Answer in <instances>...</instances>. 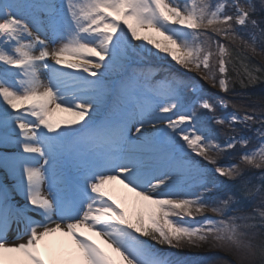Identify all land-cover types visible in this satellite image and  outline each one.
Listing matches in <instances>:
<instances>
[{
  "label": "snow or ice",
  "instance_id": "6c2138e0",
  "mask_svg": "<svg viewBox=\"0 0 264 264\" xmlns=\"http://www.w3.org/2000/svg\"><path fill=\"white\" fill-rule=\"evenodd\" d=\"M161 53L225 96L131 68ZM0 66V147L25 200L0 189V264H187L154 244L264 264V97L225 98L264 82V0H5Z\"/></svg>",
  "mask_w": 264,
  "mask_h": 264
},
{
  "label": "trees",
  "instance_id": "16d2710c",
  "mask_svg": "<svg viewBox=\"0 0 264 264\" xmlns=\"http://www.w3.org/2000/svg\"><path fill=\"white\" fill-rule=\"evenodd\" d=\"M255 62L259 63L260 62L259 58H256ZM236 93H239V95H229L227 96V99H235L237 101L248 103L250 106H252L253 102L257 98L264 97V82L257 83L254 87H249L245 89H241L237 86ZM238 128H242V126H239ZM217 131L218 133H221L222 130L218 129ZM243 133H245V130H243ZM239 152L240 151L238 149L236 151L229 152L223 155L220 158L219 162L227 163L233 159H236L234 158L235 156L233 155L235 154L237 157ZM249 175L258 176L259 173L253 170L252 172L249 173ZM245 211H251V209L247 210L246 205H245ZM180 250L182 251V254L185 252L187 253L188 251L197 252L198 255L195 254L196 256H192L191 264H225V262H231L230 259L224 255V253L229 254L228 252L220 250V249L211 248L207 245L202 246L200 248L185 247V248H181ZM229 256H232V255L229 254Z\"/></svg>",
  "mask_w": 264,
  "mask_h": 264
},
{
  "label": "rangeland",
  "instance_id": "374dc122",
  "mask_svg": "<svg viewBox=\"0 0 264 264\" xmlns=\"http://www.w3.org/2000/svg\"><path fill=\"white\" fill-rule=\"evenodd\" d=\"M4 2H5V0H2L0 3H4ZM57 2L60 3V2H62V0H57ZM141 35L155 36V38H157V39H160V40L163 39V37L156 36L154 33H151V32L145 33V32L142 31V32H141ZM131 43L135 46V45H139L140 43H144V42H142V41H132ZM149 47H151V46H149ZM153 51H155V49H153ZM152 57L156 58V60H157L159 63H162V64H168L169 66L175 68L177 71L184 73V74L187 75L188 77H191V78H193V79L199 80L200 84H201V82L203 81V80H200V77H199V74H198V73H196V72H194V71H193V72H186L184 69L180 68L178 65H175V63L172 62V61L170 60V58H164V54H163V53H161L160 56H152ZM134 60H135V59H134ZM134 60H132V61H134ZM132 61H131V62H132ZM139 61H140V60H139ZM141 63H142V61H141ZM212 88H213V87H212ZM213 89L216 91L217 94H220V93H221V92L219 91L218 88H213ZM58 111H59V110H58ZM59 112H61V111H59ZM67 115H68V117H69L70 119L72 118L71 115H70L69 113H67ZM254 127H255V126H254ZM252 135H253V133H252ZM252 135H250V136H252ZM254 140H255V139H254ZM255 144H256V141L253 143V146H255ZM114 185L117 186V187H123V185L119 184L118 181H117V182H114ZM123 188H124V187H123ZM126 190H127V189H126ZM132 194H134V193H132ZM134 195H135V194H134ZM153 246H154V248H157V249H170L167 245L161 246V245H158V244H154ZM105 250L108 251L111 255H113L116 259H119V257L117 256V254L112 253L111 250L107 248V246L105 247ZM232 260H233V259H232ZM182 261L187 262V260H182ZM234 261H235V260H234ZM233 263H234V262H233ZM233 263H232V264H233Z\"/></svg>",
  "mask_w": 264,
  "mask_h": 264
},
{
  "label": "bare ground",
  "instance_id": "6f19581e",
  "mask_svg": "<svg viewBox=\"0 0 264 264\" xmlns=\"http://www.w3.org/2000/svg\"><path fill=\"white\" fill-rule=\"evenodd\" d=\"M158 127H162V125H160V126H158ZM149 130L152 131L151 128H149ZM53 239H56V237H54ZM65 239H67V238H65ZM94 239L97 241V243L101 244L102 247L105 248V247L107 246V245H105V244L103 243V241L100 240L99 237H94Z\"/></svg>",
  "mask_w": 264,
  "mask_h": 264
}]
</instances>
